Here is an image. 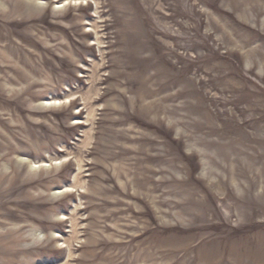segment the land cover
Masks as SVG:
<instances>
[{
	"label": "rangeland",
	"instance_id": "1",
	"mask_svg": "<svg viewBox=\"0 0 264 264\" xmlns=\"http://www.w3.org/2000/svg\"><path fill=\"white\" fill-rule=\"evenodd\" d=\"M0 264H264V0H0Z\"/></svg>",
	"mask_w": 264,
	"mask_h": 264
},
{
	"label": "bare ground",
	"instance_id": "2",
	"mask_svg": "<svg viewBox=\"0 0 264 264\" xmlns=\"http://www.w3.org/2000/svg\"><path fill=\"white\" fill-rule=\"evenodd\" d=\"M50 103H52V102H47V103H46L47 105H45V106H49L48 104H50ZM56 103H58V102H56Z\"/></svg>",
	"mask_w": 264,
	"mask_h": 264
}]
</instances>
